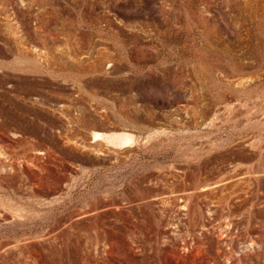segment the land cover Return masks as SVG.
<instances>
[{"label":"rangeland","instance_id":"374dc122","mask_svg":"<svg viewBox=\"0 0 264 264\" xmlns=\"http://www.w3.org/2000/svg\"><path fill=\"white\" fill-rule=\"evenodd\" d=\"M0 264H264V0H0Z\"/></svg>","mask_w":264,"mask_h":264},{"label":"bare ground","instance_id":"6f19581e","mask_svg":"<svg viewBox=\"0 0 264 264\" xmlns=\"http://www.w3.org/2000/svg\"><path fill=\"white\" fill-rule=\"evenodd\" d=\"M98 137V136H101V134L100 133H97V132H95L94 133V137ZM109 137V136H108ZM132 138L130 137V136H128V135H126L125 137H122V139H119V143H127L128 141H130Z\"/></svg>","mask_w":264,"mask_h":264}]
</instances>
